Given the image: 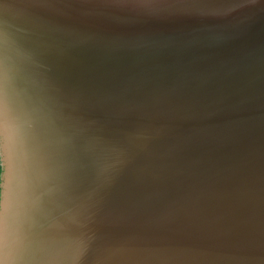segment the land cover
Returning a JSON list of instances; mask_svg holds the SVG:
<instances>
[{
	"label": "water",
	"instance_id": "obj_1",
	"mask_svg": "<svg viewBox=\"0 0 264 264\" xmlns=\"http://www.w3.org/2000/svg\"><path fill=\"white\" fill-rule=\"evenodd\" d=\"M0 166V264H264V0H0Z\"/></svg>",
	"mask_w": 264,
	"mask_h": 264
},
{
	"label": "clouds",
	"instance_id": "obj_2",
	"mask_svg": "<svg viewBox=\"0 0 264 264\" xmlns=\"http://www.w3.org/2000/svg\"><path fill=\"white\" fill-rule=\"evenodd\" d=\"M6 81V75H5ZM7 120H5L4 134L7 136ZM14 188L10 186L6 171L0 166V220L3 222L5 233L9 225L10 200L14 196Z\"/></svg>",
	"mask_w": 264,
	"mask_h": 264
}]
</instances>
